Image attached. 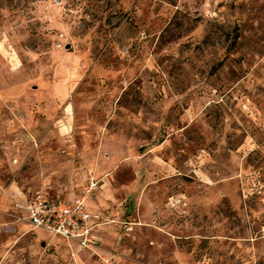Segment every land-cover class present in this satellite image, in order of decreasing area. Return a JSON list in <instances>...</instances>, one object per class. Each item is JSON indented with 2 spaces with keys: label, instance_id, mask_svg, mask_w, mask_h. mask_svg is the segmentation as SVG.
Listing matches in <instances>:
<instances>
[{
  "label": "rangeland",
  "instance_id": "obj_1",
  "mask_svg": "<svg viewBox=\"0 0 264 264\" xmlns=\"http://www.w3.org/2000/svg\"><path fill=\"white\" fill-rule=\"evenodd\" d=\"M0 264H264V0H0Z\"/></svg>",
  "mask_w": 264,
  "mask_h": 264
},
{
  "label": "built area",
  "instance_id": "obj_2",
  "mask_svg": "<svg viewBox=\"0 0 264 264\" xmlns=\"http://www.w3.org/2000/svg\"><path fill=\"white\" fill-rule=\"evenodd\" d=\"M88 180L84 194L73 202L48 199L40 192L30 197L25 204H22L30 225L67 240L78 241L82 248L96 245L94 232L100 225L98 221L100 216L88 211L87 198L91 197L101 184L94 176L89 177ZM92 219H97V222L90 224Z\"/></svg>",
  "mask_w": 264,
  "mask_h": 264
},
{
  "label": "crops",
  "instance_id": "obj_3",
  "mask_svg": "<svg viewBox=\"0 0 264 264\" xmlns=\"http://www.w3.org/2000/svg\"><path fill=\"white\" fill-rule=\"evenodd\" d=\"M48 199H63V200H65V201H69V202H73L76 198H74V199H71V200H69V199H66V198H63V197H61V196H56V197H51V196H49V195H47V194H44ZM27 200H28V197H25V199L23 200V204H25L26 202H27ZM91 201H92V199H89V200H87V209H88V211L89 212H91L92 214H99L100 216H102V215H105V213H104V211H102L101 209H99V208H95V207H93V204L91 203ZM26 216H27V214H26ZM99 221V220H98ZM97 222V219H92L91 220V222H90V224H94V223H96ZM29 223V222H28ZM29 225H30V223H29Z\"/></svg>",
  "mask_w": 264,
  "mask_h": 264
},
{
  "label": "trees",
  "instance_id": "obj_4",
  "mask_svg": "<svg viewBox=\"0 0 264 264\" xmlns=\"http://www.w3.org/2000/svg\"><path fill=\"white\" fill-rule=\"evenodd\" d=\"M233 37L230 43V49L234 48V46L237 44V42H239V38H240V30L238 26H235L234 31H233ZM222 64V62L219 63V66Z\"/></svg>",
  "mask_w": 264,
  "mask_h": 264
}]
</instances>
